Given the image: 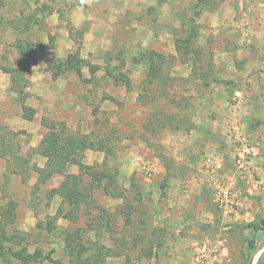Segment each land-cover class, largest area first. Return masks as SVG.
I'll return each instance as SVG.
<instances>
[{
	"label": "rangeland",
	"instance_id": "rangeland-1",
	"mask_svg": "<svg viewBox=\"0 0 264 264\" xmlns=\"http://www.w3.org/2000/svg\"><path fill=\"white\" fill-rule=\"evenodd\" d=\"M21 1L0 0V264H264V0ZM62 123L91 169L48 173Z\"/></svg>",
	"mask_w": 264,
	"mask_h": 264
},
{
	"label": "trees",
	"instance_id": "trees-1",
	"mask_svg": "<svg viewBox=\"0 0 264 264\" xmlns=\"http://www.w3.org/2000/svg\"><path fill=\"white\" fill-rule=\"evenodd\" d=\"M0 69H2L5 72L11 71L7 67L0 66ZM17 92L21 98L26 97L23 90L18 89ZM24 108L26 109L25 111L28 112L27 117H30L33 115L34 110H31V108L29 107H24ZM62 125L63 127L60 131L48 132L45 135L40 145V150H42L44 154L49 157L48 173H51L56 166L55 157H57L58 159L57 161L58 166L56 167V169H58L59 172H64L67 166L66 164L68 163L69 160H73V162L77 164L81 170L91 169L92 166H89L83 162L85 151L93 147V142L91 141L90 135L89 134H75V133L69 132L68 128L65 126V123H62ZM52 127L54 126L52 125ZM74 153L78 156H74V158H70L72 155H74ZM69 177L76 178L78 177V175H73V174L67 175V179H64L61 187L57 189L56 192L57 191L59 192L61 190L62 191L67 190L66 185L68 184L67 180ZM71 196H74V195H71Z\"/></svg>",
	"mask_w": 264,
	"mask_h": 264
},
{
	"label": "built area",
	"instance_id": "built-area-1",
	"mask_svg": "<svg viewBox=\"0 0 264 264\" xmlns=\"http://www.w3.org/2000/svg\"><path fill=\"white\" fill-rule=\"evenodd\" d=\"M233 129H234V130H237V127L234 126ZM236 139H238V141H239L240 144H241V145L238 147V150H239V152H240V156H243L244 154L247 155V154H252V153H254L255 148H254L253 146L246 144V143L242 140V138H236Z\"/></svg>",
	"mask_w": 264,
	"mask_h": 264
},
{
	"label": "crops",
	"instance_id": "crops-1",
	"mask_svg": "<svg viewBox=\"0 0 264 264\" xmlns=\"http://www.w3.org/2000/svg\"><path fill=\"white\" fill-rule=\"evenodd\" d=\"M13 1H18V3H21L22 2L21 0H13Z\"/></svg>",
	"mask_w": 264,
	"mask_h": 264
}]
</instances>
